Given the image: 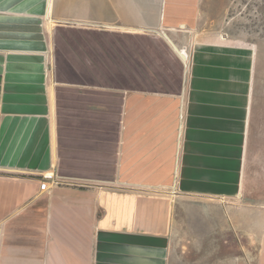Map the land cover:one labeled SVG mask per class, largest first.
<instances>
[{
  "label": "crops",
  "instance_id": "obj_1",
  "mask_svg": "<svg viewBox=\"0 0 264 264\" xmlns=\"http://www.w3.org/2000/svg\"><path fill=\"white\" fill-rule=\"evenodd\" d=\"M206 19L208 0H0V264H180L195 244L230 264L229 238L264 264L254 55L176 43Z\"/></svg>",
  "mask_w": 264,
  "mask_h": 264
},
{
  "label": "rangeland",
  "instance_id": "obj_2",
  "mask_svg": "<svg viewBox=\"0 0 264 264\" xmlns=\"http://www.w3.org/2000/svg\"><path fill=\"white\" fill-rule=\"evenodd\" d=\"M194 33L196 37H190ZM189 34L175 35L174 39L180 45L185 39L196 38L197 41L208 40V42L243 46L246 53L247 50H252L255 61L253 107L251 124L248 127L249 155L246 157L245 186L255 189V196H250V199L258 201L264 210V0H208V19L198 24L196 32ZM198 231L201 232L202 229L198 228ZM148 246L150 254H155L157 245L148 244ZM175 246L178 247L177 244ZM189 246L183 245L180 248L185 251ZM194 246L195 253L181 252L184 257L180 260V264H221L220 260L209 258L216 256L220 245H207L208 250L203 244ZM224 247L228 249V255L232 258L229 263L236 264L238 250L231 238ZM250 250L246 249V253ZM244 261L245 264H252L248 259ZM149 264H157V260L150 258Z\"/></svg>",
  "mask_w": 264,
  "mask_h": 264
},
{
  "label": "built area",
  "instance_id": "obj_3",
  "mask_svg": "<svg viewBox=\"0 0 264 264\" xmlns=\"http://www.w3.org/2000/svg\"><path fill=\"white\" fill-rule=\"evenodd\" d=\"M50 183L58 185L61 182L54 173H46L40 178V189L45 190L49 188Z\"/></svg>",
  "mask_w": 264,
  "mask_h": 264
}]
</instances>
